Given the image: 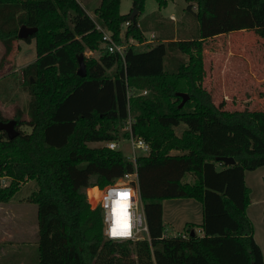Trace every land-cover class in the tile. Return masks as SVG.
<instances>
[{
    "label": "trees",
    "instance_id": "obj_1",
    "mask_svg": "<svg viewBox=\"0 0 264 264\" xmlns=\"http://www.w3.org/2000/svg\"><path fill=\"white\" fill-rule=\"evenodd\" d=\"M130 1L140 15L145 0ZM184 1L198 23L197 36L147 43L138 15L129 19L133 9L121 15V0H101L94 14L125 46L121 56L101 46V33L77 0H0L4 54L17 40L33 41L36 54L22 69L29 119L16 110L19 134L9 140L0 131V203L22 183L36 182L28 201L36 205L37 264H264L246 214L250 189L244 182L245 171L264 166V111L226 112L202 85L205 42L264 28V0ZM22 25L37 31L19 39ZM174 52L187 61L169 69L165 62ZM80 56L84 77L76 74ZM180 94L187 95L182 106ZM128 115L148 155L132 162L120 150L88 146L128 139ZM8 120L0 110V122ZM25 125L30 133L20 131ZM219 157L235 163L227 166ZM134 170L148 240H106L101 212L90 208L86 189ZM2 178L9 184L2 186ZM184 198L202 205V234H191L196 225L186 224L184 237L164 236L162 201Z\"/></svg>",
    "mask_w": 264,
    "mask_h": 264
},
{
    "label": "rangeland",
    "instance_id": "obj_2",
    "mask_svg": "<svg viewBox=\"0 0 264 264\" xmlns=\"http://www.w3.org/2000/svg\"><path fill=\"white\" fill-rule=\"evenodd\" d=\"M82 2L84 3V9L93 21L103 26L94 14V7L98 0L95 3L91 1L85 3L83 0ZM186 6L187 3L184 0H167L164 7H159L155 0H145L142 13L140 15L136 14V16L138 15V23L144 31V40L150 38L151 32L154 33V39L156 40L162 38L172 40L194 39L197 36L198 23L194 15L186 10ZM131 9L133 7L130 0H121L119 6L121 15L128 14ZM192 11H195V8H192ZM124 29H122V36ZM204 53L205 80L203 87L209 91L215 106L221 105V109L226 112L242 111L244 109L264 111V28L234 31L211 38L205 42ZM84 55L86 57H97L95 53L90 51H85ZM35 58L33 41L30 43L21 40L14 41L9 54H4L3 48L0 56V104L2 105L3 115L9 120L13 119L16 110L21 111L24 121L29 119L27 106L30 95L27 88L22 85V69L32 63ZM176 60L186 62L187 56L174 52L167 59L165 65L169 69H173ZM109 73L112 74L113 70ZM254 76L260 80L256 81ZM96 92L97 90H95V94ZM95 94L94 97H97ZM94 97L92 104L95 103ZM68 113L74 114L72 111H68ZM69 124H71V120L68 121ZM183 129L184 126L180 125L174 131L179 135ZM20 131L30 133L31 128L26 125L21 126ZM88 146H104V143H89ZM119 149L126 159H131L129 142L120 139ZM172 154L178 153L172 152ZM250 173L249 183L252 195L260 193L264 196V166ZM188 181H190V178H188ZM1 184L2 186L8 185L9 179L2 178ZM36 190V182L28 180L20 185L12 199L24 200ZM33 207L34 217H36V205L33 204ZM168 231L173 233V231ZM27 259L25 264H37L36 247L28 252Z\"/></svg>",
    "mask_w": 264,
    "mask_h": 264
},
{
    "label": "crops",
    "instance_id": "obj_3",
    "mask_svg": "<svg viewBox=\"0 0 264 264\" xmlns=\"http://www.w3.org/2000/svg\"><path fill=\"white\" fill-rule=\"evenodd\" d=\"M77 1L84 9V3L82 2V0ZM83 1H85V3H88L90 1L95 3V1L97 0ZM100 2L101 0H98V3H96V6L94 7L95 9L99 6ZM86 13L89 14L87 11ZM151 35L155 37L154 33L152 32L150 33V36ZM149 39H147V42H150ZM167 39H153L151 41L165 42L167 41ZM2 51L3 46L0 43V56L2 54ZM204 57L205 53L203 52V64H205ZM254 78L256 81L260 80L257 79L256 76H254ZM204 80L205 76L203 77L202 85L204 83ZM0 110L2 111L1 104ZM250 172L251 171H245L244 173V182L248 188H250ZM249 196L250 203L246 209V214L252 225L254 223V241L260 248L262 259L264 262V224L262 217V213L264 210V196L260 193H254V195H252L251 188ZM28 197H26L24 200H14L12 199V197L8 202L0 203V264H25L28 260V252L36 247L37 219L36 217H34V207L33 204L28 201ZM162 222L165 226L164 236L185 234L184 231L186 229V224L196 225V227L190 229V233L201 235L202 232L198 226H200L202 223V205L198 201L188 198L163 200ZM167 228L168 230L173 231V233L169 232ZM196 231H198L199 233L197 234Z\"/></svg>",
    "mask_w": 264,
    "mask_h": 264
},
{
    "label": "built area",
    "instance_id": "obj_4",
    "mask_svg": "<svg viewBox=\"0 0 264 264\" xmlns=\"http://www.w3.org/2000/svg\"><path fill=\"white\" fill-rule=\"evenodd\" d=\"M128 25L129 22L127 21L122 27L125 28ZM95 28L101 33V46L111 53L117 52L122 56L125 46L117 45L113 40L112 33L105 27L95 23ZM153 39L154 36L151 35L150 42ZM145 41L147 42V40ZM129 42L137 45L133 40ZM142 94L145 95L146 91H143ZM125 130L129 132V137L125 141L129 142L131 146L132 157L128 160L134 162L136 157L148 155L150 151L148 143L134 137L131 133V118L129 115ZM119 142H106L104 146L111 150H120ZM94 190L95 193L91 192ZM85 193L90 208L99 209L101 212L102 234L106 240L131 242L148 240V231L137 189V174L135 170L103 188L98 186L89 187Z\"/></svg>",
    "mask_w": 264,
    "mask_h": 264
},
{
    "label": "water",
    "instance_id": "obj_5",
    "mask_svg": "<svg viewBox=\"0 0 264 264\" xmlns=\"http://www.w3.org/2000/svg\"><path fill=\"white\" fill-rule=\"evenodd\" d=\"M137 13L138 11L133 9L129 19L133 20ZM36 31V28L26 27L25 25H22L18 30L17 37L19 39H26L28 36L32 35ZM76 74L79 77L85 76V68L83 64V58L81 56L78 57V68ZM180 96H182L183 98L180 104V106H182L184 101L187 99V95L180 94ZM0 131H3L9 140L15 138L19 134V131L16 130V121L14 119H10L7 122H0ZM217 160L223 162L227 166L233 165L235 163L234 159L231 157H219L217 158Z\"/></svg>",
    "mask_w": 264,
    "mask_h": 264
},
{
    "label": "bare ground",
    "instance_id": "obj_6",
    "mask_svg": "<svg viewBox=\"0 0 264 264\" xmlns=\"http://www.w3.org/2000/svg\"><path fill=\"white\" fill-rule=\"evenodd\" d=\"M91 192H94L95 193V190L94 191H91Z\"/></svg>",
    "mask_w": 264,
    "mask_h": 264
}]
</instances>
